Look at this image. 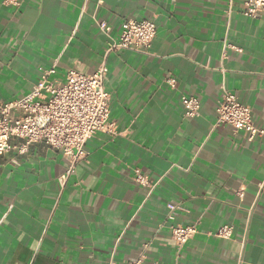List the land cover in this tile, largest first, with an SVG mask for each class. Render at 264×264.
<instances>
[{
  "label": "crops",
  "instance_id": "crops-1",
  "mask_svg": "<svg viewBox=\"0 0 264 264\" xmlns=\"http://www.w3.org/2000/svg\"><path fill=\"white\" fill-rule=\"evenodd\" d=\"M20 2H0V101L30 94L51 66L62 82L106 61L116 129L88 140L62 190L61 150L34 142L1 156L0 264H264V137L215 125L227 89L264 128V11L246 16L243 0ZM147 18L149 53L108 51L126 20ZM182 94L199 98V116L185 115ZM173 223L197 224L180 255ZM224 224L231 237L216 235Z\"/></svg>",
  "mask_w": 264,
  "mask_h": 264
},
{
  "label": "built area",
  "instance_id": "built-area-1",
  "mask_svg": "<svg viewBox=\"0 0 264 264\" xmlns=\"http://www.w3.org/2000/svg\"><path fill=\"white\" fill-rule=\"evenodd\" d=\"M243 1L246 16L257 18L264 11V0ZM0 2L12 6L21 4L20 0ZM156 33V23L152 18L126 20L108 51L134 48L149 53ZM107 70L106 61L92 72L73 67L61 82L54 78L57 70L51 66L44 71L30 94L0 101V158L13 150L25 154L34 142H44L61 150L68 162L66 170L58 177L62 190L77 164L87 161L90 154L86 149L88 140L99 131L115 132L116 122L111 118V93L105 87ZM176 81L174 77L166 78L171 87L176 86ZM180 99L187 117L199 116L202 104L198 97L182 94ZM215 125H229L236 131H244L251 140L264 137V128L253 120L251 106L240 102L236 94L227 89L223 90L218 101ZM16 138L22 139V143L14 142ZM132 173L138 184L150 190L155 187L156 182L139 168H134ZM169 208L170 216H173L177 206L169 204ZM233 227L232 224H224L216 235L231 237ZM170 229L178 255L198 231L196 223H173ZM129 264H142V258Z\"/></svg>",
  "mask_w": 264,
  "mask_h": 264
}]
</instances>
